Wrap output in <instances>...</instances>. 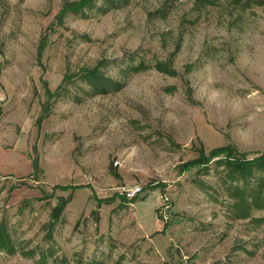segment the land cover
Wrapping results in <instances>:
<instances>
[{
    "label": "rangeland",
    "instance_id": "obj_1",
    "mask_svg": "<svg viewBox=\"0 0 264 264\" xmlns=\"http://www.w3.org/2000/svg\"><path fill=\"white\" fill-rule=\"evenodd\" d=\"M81 1L0 0V225L36 250L0 264H264V211L235 214L223 156L184 167L264 154V0L64 12ZM99 67L122 86L95 94Z\"/></svg>",
    "mask_w": 264,
    "mask_h": 264
},
{
    "label": "trees",
    "instance_id": "obj_2",
    "mask_svg": "<svg viewBox=\"0 0 264 264\" xmlns=\"http://www.w3.org/2000/svg\"><path fill=\"white\" fill-rule=\"evenodd\" d=\"M98 1L99 0H82L81 2L71 5L70 8L66 9L64 12L74 15H82L86 11L108 12L109 10L120 7L126 2V0H102L104 4L99 6ZM148 67L149 66L140 64L138 66H131L129 71H144ZM154 67L161 73L168 75L175 74V72L164 63H156ZM81 79L88 84L95 94L107 93L111 87L118 89L122 86L121 83L106 76L100 67L86 70ZM62 89H64L63 85L62 87H59L57 96L61 95ZM45 92L47 95L51 93L47 85ZM46 106L47 105L44 106L42 114L38 117L37 122L39 124L43 123V121L49 117V112ZM198 152L199 156L196 159L187 162L184 167H200L199 165L208 166L215 158L223 156V158L218 159V161H221V163L224 164L226 179L230 183L229 196L233 199L232 207L234 208L235 214L239 218L249 217L253 210L264 211V154L254 159H249L243 155L241 156L239 151L231 145L213 149L208 154H206L203 147H200ZM35 173L38 175L37 172ZM32 177H34V174H32ZM61 188L67 189V186H63ZM116 196L121 197L122 195L119 193ZM115 197L106 198L100 203L113 202ZM68 201L69 198H61V204L54 208V217L60 216ZM168 226L169 224L166 222L163 231H165ZM0 251H4L9 254H14L17 251H20L15 246L12 236L7 226L4 224L0 225ZM21 252L25 253L24 255L30 256H34L36 254V250L34 248L28 249L25 252L21 250L20 253ZM40 255H42V257H47L48 254L41 251ZM63 261L64 260L62 259L60 262Z\"/></svg>",
    "mask_w": 264,
    "mask_h": 264
},
{
    "label": "built area",
    "instance_id": "obj_3",
    "mask_svg": "<svg viewBox=\"0 0 264 264\" xmlns=\"http://www.w3.org/2000/svg\"><path fill=\"white\" fill-rule=\"evenodd\" d=\"M118 162H116L117 164ZM146 192L144 190V187L142 186H139V185H136V186H133V187H129V188H124L122 191H121V195L125 196L129 201H133L134 199L142 196V195H145ZM168 198H164V203H163V206H162V214H165L166 210L168 209ZM166 216V215H165Z\"/></svg>",
    "mask_w": 264,
    "mask_h": 264
}]
</instances>
